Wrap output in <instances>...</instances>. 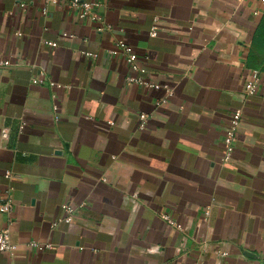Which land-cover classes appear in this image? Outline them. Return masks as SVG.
<instances>
[{"label":"crops","instance_id":"1","mask_svg":"<svg viewBox=\"0 0 264 264\" xmlns=\"http://www.w3.org/2000/svg\"><path fill=\"white\" fill-rule=\"evenodd\" d=\"M88 1L101 24L69 0H0V230L17 247L0 264H264V0ZM117 41L170 99L127 82ZM64 204L73 219L52 229Z\"/></svg>","mask_w":264,"mask_h":264},{"label":"built area","instance_id":"2","mask_svg":"<svg viewBox=\"0 0 264 264\" xmlns=\"http://www.w3.org/2000/svg\"><path fill=\"white\" fill-rule=\"evenodd\" d=\"M50 5H57V0H44V7L42 8V13L47 14V7ZM100 3L97 1H88V0H69L68 8L74 13L75 17L79 21H88L91 23H102V17L99 14ZM18 7L24 8V4H19ZM102 27H98L97 31H102ZM149 36L154 38L157 36L155 28L150 30ZM47 46H55L52 42H47ZM112 57H118L125 61L129 66L130 70L137 74L135 77H130L127 79V82L131 85H143L148 89L158 90L162 89L165 92V100L170 99L173 96V91L166 84H156L149 81H146L143 78V75L146 73L145 69L141 68L137 64V53L129 45L125 44L123 41H117L114 43L113 47L107 52ZM85 56H92L98 58V54H93L89 52L83 53ZM8 61L0 62V65H8ZM43 74V72H41ZM34 84L43 83L42 79H35L32 81ZM54 83H50L52 86ZM259 85V72L254 70L251 72L250 79L245 83L243 87V94L247 97H252L256 94ZM56 108H54L55 110ZM139 130H144L147 117L144 114L139 115ZM242 121V111L240 109L234 110L229 116L227 126L224 131L223 136V147H224V161H230L234 155L235 143L237 140V132L239 130L240 124ZM23 129V124L20 126V130ZM1 137L5 139L7 137L6 132H2ZM9 177V173L5 174V178ZM13 207V201L10 196H5L0 198V214H8L11 212ZM61 210L64 213V216L57 221H54L51 225L52 229L56 228L59 223H70L73 219L74 209L69 205H62ZM209 212L205 213L207 217ZM162 218L167 221L171 226L176 227L178 230H181V226L177 225L171 219L163 215ZM30 248H34L37 251H44L51 249L50 244H39L36 242H30L28 245ZM17 247L14 245L10 238L8 231L0 230V252L1 253H14ZM220 257H225L226 253L216 252ZM190 264H197L195 261H191Z\"/></svg>","mask_w":264,"mask_h":264},{"label":"water","instance_id":"3","mask_svg":"<svg viewBox=\"0 0 264 264\" xmlns=\"http://www.w3.org/2000/svg\"><path fill=\"white\" fill-rule=\"evenodd\" d=\"M245 254H247V253H245Z\"/></svg>","mask_w":264,"mask_h":264}]
</instances>
